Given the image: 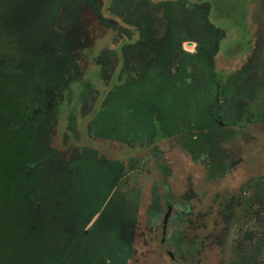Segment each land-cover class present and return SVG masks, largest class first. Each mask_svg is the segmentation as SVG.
Instances as JSON below:
<instances>
[{
    "label": "trees",
    "instance_id": "obj_1",
    "mask_svg": "<svg viewBox=\"0 0 264 264\" xmlns=\"http://www.w3.org/2000/svg\"><path fill=\"white\" fill-rule=\"evenodd\" d=\"M107 1L116 5L122 22L139 36L123 50L119 83L107 91L93 114L95 138L127 144L142 136L155 144L185 137L181 122L191 107L201 103L203 92L196 87L198 80L185 92L174 88L179 78L173 77L170 67L176 57L185 63L198 59L199 75L215 92L213 104H203L210 141L215 130L220 138L223 129L239 126L220 119L234 75L222 77L216 70L225 33L211 23L209 2L195 0L193 6L201 17L198 22L189 18L195 31L184 33L186 40L196 37L201 42L198 55L192 56L179 53L180 16L173 8L175 2L192 0ZM259 4L264 16V0ZM85 10L97 18L100 5L96 0H0V224L12 231L8 256L1 258L8 264H78L80 260L127 264L133 253L142 193L130 176L132 169L125 171L120 162L99 158L89 147L73 156L58 152L51 144L57 113H40V102L34 100L45 99L48 89L64 95L71 86L80 87L85 73L82 61L89 50ZM187 21L185 13V26ZM259 68L257 84L264 87V38ZM27 108L41 114L38 121L43 124L39 122L34 131L25 126L30 118ZM205 120L196 122L195 128ZM201 132L187 136L191 139ZM231 132L233 137L223 136L224 141L238 138ZM177 146L197 161L188 143L181 140ZM54 158L61 162L57 169L46 167ZM26 159L31 161L28 173L17 168L15 184L10 186L7 165L14 170L12 166ZM250 182L251 192L241 201L238 221H252L253 227L236 238L231 264H264V177Z\"/></svg>",
    "mask_w": 264,
    "mask_h": 264
},
{
    "label": "rangeland",
    "instance_id": "obj_2",
    "mask_svg": "<svg viewBox=\"0 0 264 264\" xmlns=\"http://www.w3.org/2000/svg\"><path fill=\"white\" fill-rule=\"evenodd\" d=\"M96 1L100 5L98 17L87 10L84 13L89 50L82 61L85 73L80 87L73 85L64 95L48 89L45 99H34L40 102V113L48 114L49 110L57 113L52 147L66 156L89 147L99 158L118 161L125 171L132 169L130 176L140 186L142 195L133 253L127 264H231L236 238L240 232L253 227L252 221H238L241 201L251 192L250 181L264 177V87L257 84L263 56L264 16L259 0H206L211 4V23L225 33L219 43L216 70L222 77L234 75L224 95L220 119L223 123L234 121L239 126L223 129L220 138L215 130L210 141L209 121L202 116L206 107L203 104L212 105L215 92L199 75L198 59L185 63L176 57L170 67L173 77L179 78L174 88L185 92L186 87L198 80L196 87L203 92L201 103L191 107L192 113L185 116L181 129L188 136L202 132L201 136L191 139L185 135L155 144L142 136L137 142L120 144L91 134L94 112L107 91L119 83L117 74L123 66L122 52L139 36V32L122 22L116 5H109L107 0ZM194 2H175L173 8L180 16L177 20L179 53L197 56L200 40L196 37L186 40L184 34L195 31L189 18L198 22L201 17L195 11ZM88 83L92 87L85 89ZM26 111L30 118H26L25 126L34 131L39 122L43 124L38 121L41 114L31 108ZM199 120L205 122L195 128ZM231 130L238 138L224 141L223 136L233 137ZM181 140L192 147L198 157L196 162L187 150L177 146ZM23 162L15 165L16 170L7 165L8 176H5L10 186L15 184L13 172L20 171L17 168L28 173L31 161ZM60 163L54 158L46 167L57 169ZM169 205L172 211L163 235L162 220ZM9 228L0 224V264H8L1 257L8 256L12 232ZM82 263L80 260L78 264Z\"/></svg>",
    "mask_w": 264,
    "mask_h": 264
},
{
    "label": "water",
    "instance_id": "obj_3",
    "mask_svg": "<svg viewBox=\"0 0 264 264\" xmlns=\"http://www.w3.org/2000/svg\"><path fill=\"white\" fill-rule=\"evenodd\" d=\"M171 211H172V208L171 206H167V211L163 217V220H162V234L165 235L166 233V227H167V224H168V220H169V217L171 215ZM171 256V254H169Z\"/></svg>",
    "mask_w": 264,
    "mask_h": 264
},
{
    "label": "flooded vegetation",
    "instance_id": "obj_4",
    "mask_svg": "<svg viewBox=\"0 0 264 264\" xmlns=\"http://www.w3.org/2000/svg\"><path fill=\"white\" fill-rule=\"evenodd\" d=\"M168 254H171V253H168Z\"/></svg>",
    "mask_w": 264,
    "mask_h": 264
}]
</instances>
